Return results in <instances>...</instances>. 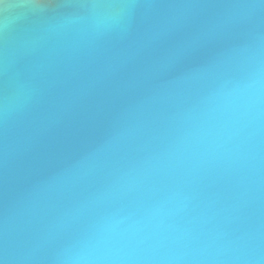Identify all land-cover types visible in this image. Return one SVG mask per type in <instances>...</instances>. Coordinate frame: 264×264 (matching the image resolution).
Instances as JSON below:
<instances>
[{"label": "water", "instance_id": "obj_1", "mask_svg": "<svg viewBox=\"0 0 264 264\" xmlns=\"http://www.w3.org/2000/svg\"><path fill=\"white\" fill-rule=\"evenodd\" d=\"M111 2L0 0V264H53L115 179L194 131L190 110L264 50V0H128L127 22L83 39ZM205 185L221 215L241 199L229 227L264 257V168Z\"/></svg>", "mask_w": 264, "mask_h": 264}, {"label": "clouds", "instance_id": "obj_2", "mask_svg": "<svg viewBox=\"0 0 264 264\" xmlns=\"http://www.w3.org/2000/svg\"><path fill=\"white\" fill-rule=\"evenodd\" d=\"M83 39L127 22L128 0L104 5ZM243 77L225 81L190 110L195 130L170 149L115 179L107 207L53 264H254L264 257L246 233L230 229L241 199L221 215L205 180L234 179L243 186L264 168V50L246 61ZM193 114H195L193 116ZM26 258V257H25Z\"/></svg>", "mask_w": 264, "mask_h": 264}]
</instances>
